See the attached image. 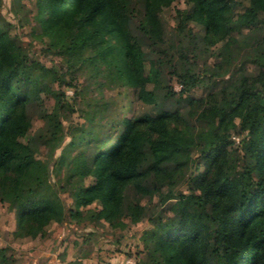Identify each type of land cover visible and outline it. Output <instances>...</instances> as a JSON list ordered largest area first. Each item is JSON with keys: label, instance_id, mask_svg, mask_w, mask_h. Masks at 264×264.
Masks as SVG:
<instances>
[{"label": "trees", "instance_id": "obj_1", "mask_svg": "<svg viewBox=\"0 0 264 264\" xmlns=\"http://www.w3.org/2000/svg\"><path fill=\"white\" fill-rule=\"evenodd\" d=\"M162 1L40 0L36 20L42 36L49 38V49L72 54L75 67L90 65L109 81L144 86L148 46L160 55V66L172 67L181 94L198 85L216 86L214 73L180 67L161 39L155 8ZM196 2L199 12L178 18L179 31L195 20L205 28L204 42L225 41L218 53L221 66L233 64L234 45L249 50L230 79L212 87L205 98H189L200 108L195 116L164 107L162 100L175 96L165 85L163 96L154 93L159 112L135 119L119 137L121 119L98 123L108 111L98 103L85 114V123L75 127L59 162L70 179L77 178L71 196L84 207L98 200L101 208L91 212L92 219L112 224L123 225L124 218L137 222L146 214L137 196L169 186L160 201H172L171 213L161 209L151 215L154 226L143 235L151 264H264V20L260 24L256 11L236 17L232 0ZM251 2L264 13V0ZM235 25L250 30L235 39ZM12 28L0 14V200L16 210L20 236H37L65 212L49 182L48 166L35 157V138L21 139L29 108L39 105L50 70L30 57L29 46ZM150 62L160 85L155 61ZM73 82L60 79V85ZM43 117L48 125L43 138L56 149L65 137L64 126L57 114L43 112ZM233 129L240 136L235 153ZM73 151L78 153L69 160ZM175 174L186 180L188 192L172 191L168 180ZM88 177L91 181L85 183Z\"/></svg>", "mask_w": 264, "mask_h": 264}, {"label": "rangeland", "instance_id": "obj_2", "mask_svg": "<svg viewBox=\"0 0 264 264\" xmlns=\"http://www.w3.org/2000/svg\"><path fill=\"white\" fill-rule=\"evenodd\" d=\"M39 5L40 0H3L0 14L12 23L11 32L17 33L29 46L30 57L50 70L44 82V90L40 94L39 105L29 108L21 139L28 142L35 138V157L41 165L48 166L49 182L64 204L65 212L60 220L45 224L41 234L20 236L17 232L19 220L16 210L9 203L0 200V256L4 255L2 264H151L143 235L154 226L150 220L151 215L160 214L161 209H164L166 214L171 213L169 207L172 201L169 200L165 204L160 201V194L166 193L169 186L165 184L160 190L149 195L137 196L141 203L146 205V214L137 222L124 218V224L119 225L103 219H92L91 212L99 210L101 203L96 200L84 207L71 196L77 178L70 179L66 165L59 162L64 146L72 139L75 129L85 123V114L91 113L98 103L105 104L108 109L98 123L105 126L107 117L121 119L122 122L115 133L119 137L126 130V126L135 119L159 112L154 93L163 96L165 85L173 88L175 96L163 99L164 107L178 108L184 116L191 113H195V116L200 111L196 105L189 103V98H205L215 85L194 86L189 92L181 94V82L171 72L172 67L160 66V55L152 53L148 46L144 47L147 60L145 85L142 87L131 88L120 82L109 81L104 74L97 73L90 65L75 67V56L48 48L49 38L42 36L36 20ZM232 5L236 17L256 11L262 24L264 13L251 0H232ZM198 12L196 0H163L155 8L162 28L161 39L167 42L178 65L196 69L201 73H214L217 89L230 79L235 72L233 67L249 50H245L241 43L234 45L231 57L233 64L221 66L218 53L225 41L216 44L204 42L200 37L205 34V28L195 20L187 21V30H178V18L184 20L190 14ZM188 29H192V35L188 33ZM249 30L250 28L235 25L232 36L241 39V34L248 33ZM150 59L155 61L159 71L160 85L154 82ZM248 67L251 69L253 65ZM60 79H73L74 86L60 85ZM60 92L65 93L63 99L59 97ZM43 112L57 114L64 126L65 137L56 149L43 138L48 127ZM192 122H195L194 118ZM232 135L235 142L232 148L235 153L240 141L237 129H233ZM77 153L78 151L71 152L69 160ZM90 181L91 177L85 179V183ZM154 181L155 178L150 179V182ZM168 181L173 183L174 193L188 192L186 180L177 174L173 180ZM74 211H79V216L74 217Z\"/></svg>", "mask_w": 264, "mask_h": 264}]
</instances>
